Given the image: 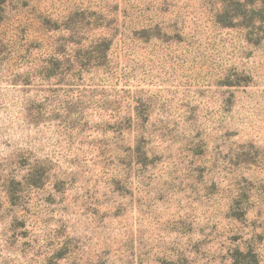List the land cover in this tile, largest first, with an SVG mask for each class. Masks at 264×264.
Returning <instances> with one entry per match:
<instances>
[{"label": "rangeland", "instance_id": "1", "mask_svg": "<svg viewBox=\"0 0 264 264\" xmlns=\"http://www.w3.org/2000/svg\"><path fill=\"white\" fill-rule=\"evenodd\" d=\"M0 264H264V0H0Z\"/></svg>", "mask_w": 264, "mask_h": 264}]
</instances>
